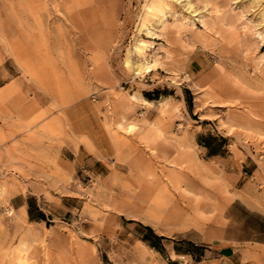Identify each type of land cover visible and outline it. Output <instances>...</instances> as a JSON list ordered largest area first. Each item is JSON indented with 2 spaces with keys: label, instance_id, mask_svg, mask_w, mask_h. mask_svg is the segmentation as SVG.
I'll use <instances>...</instances> for the list:
<instances>
[{
  "label": "rangeland",
  "instance_id": "rangeland-1",
  "mask_svg": "<svg viewBox=\"0 0 264 264\" xmlns=\"http://www.w3.org/2000/svg\"><path fill=\"white\" fill-rule=\"evenodd\" d=\"M0 117V264H264V0H0Z\"/></svg>",
  "mask_w": 264,
  "mask_h": 264
},
{
  "label": "crops",
  "instance_id": "crops-1",
  "mask_svg": "<svg viewBox=\"0 0 264 264\" xmlns=\"http://www.w3.org/2000/svg\"><path fill=\"white\" fill-rule=\"evenodd\" d=\"M20 118H23V117H0V123L2 121L3 122L4 121L5 122L7 121L9 123L11 122L12 125L14 126L13 128H11V126H10V128L8 130H11V129H15L16 128L15 127V124H13L14 123V120L15 119L18 120ZM15 198H16V196L15 197H12L11 202H13L15 200ZM22 198H23L22 199V202L16 204L17 205L16 207H18V209L23 210L24 217H26L27 219H30L32 221H45V219L47 218V216L45 215L44 212H41V213L39 212V214L36 213V211L38 212V210L43 209L42 206L40 205V203H37L36 200H34L31 197H29V195H23ZM30 198H31V200H30ZM37 206H39L40 209H37ZM157 234H159V233H157Z\"/></svg>",
  "mask_w": 264,
  "mask_h": 264
},
{
  "label": "trees",
  "instance_id": "trees-1",
  "mask_svg": "<svg viewBox=\"0 0 264 264\" xmlns=\"http://www.w3.org/2000/svg\"><path fill=\"white\" fill-rule=\"evenodd\" d=\"M148 97L150 98H154V96L150 95L149 93L147 94ZM149 230H151L153 233H154V237L158 240V241H161L163 238H165L164 236L162 235H159L155 232V230L153 229V227L151 226H147ZM143 240L144 241H147L149 242L150 245H152L153 247H156V248H159V242H156V241H150L148 237L144 236L143 237Z\"/></svg>",
  "mask_w": 264,
  "mask_h": 264
},
{
  "label": "bare ground",
  "instance_id": "bare-ground-1",
  "mask_svg": "<svg viewBox=\"0 0 264 264\" xmlns=\"http://www.w3.org/2000/svg\"><path fill=\"white\" fill-rule=\"evenodd\" d=\"M160 21V20H159ZM128 63H131V62H128ZM144 66V64H139L138 65V67L140 68V67H143Z\"/></svg>",
  "mask_w": 264,
  "mask_h": 264
}]
</instances>
